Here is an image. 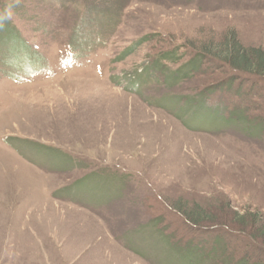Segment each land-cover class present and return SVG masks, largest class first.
Wrapping results in <instances>:
<instances>
[{
	"label": "rangeland",
	"instance_id": "1",
	"mask_svg": "<svg viewBox=\"0 0 264 264\" xmlns=\"http://www.w3.org/2000/svg\"><path fill=\"white\" fill-rule=\"evenodd\" d=\"M5 1L31 55L0 43V264L264 261L237 233L264 216L262 99L183 67L229 33L264 49V0H125L74 51L78 0ZM223 237L236 248L213 254Z\"/></svg>",
	"mask_w": 264,
	"mask_h": 264
},
{
	"label": "trees",
	"instance_id": "2",
	"mask_svg": "<svg viewBox=\"0 0 264 264\" xmlns=\"http://www.w3.org/2000/svg\"><path fill=\"white\" fill-rule=\"evenodd\" d=\"M23 1L24 0H22L21 2L24 3ZM78 1L79 4H77V10L80 15L77 17V19L75 17L76 21L73 28L80 29L79 31H81L82 34L81 33L78 35L73 34V37L71 36L68 40H66L68 47L71 51H74L80 44H82L85 41L87 34L91 35L94 32H99V30L101 29V22H103V20H100L97 17L92 19L91 15L99 14L97 10L100 9V10H105V15L117 16L119 15L122 7L124 6L123 3L125 2V0H122L123 2L120 4L119 2L121 0L120 1L105 0V1H111V3L112 2L113 3L108 7L106 6L104 7L103 4H99L100 3L99 1L101 0H78ZM68 3H66L65 1L61 2L62 5ZM59 4L60 2L58 3V5ZM5 10H7V3L5 0H0V17H3L7 14L4 13ZM67 21L71 22V18L68 19ZM67 21H65V23H67ZM89 29L90 32H88ZM13 30L14 29L13 26L11 25L10 19L0 20V43L2 44L3 40L6 41L10 39L11 42L17 40L18 41L17 47L22 48V50H19L21 51V54H23V56L31 55L30 52H28L25 49V42L22 39L17 38V34ZM1 31L4 32V34H6L8 38H6L4 34L1 36L2 34ZM147 38L148 37H143L142 41L146 40ZM76 44H78V46H76ZM198 52H201L203 54L197 53V51L195 50V52L191 53L190 58L184 63L185 65L183 67L185 68L187 76L190 77L196 73L198 74L202 68L201 65L203 63L210 65L211 68H216V70L221 71L220 72L221 84L216 85L214 87L212 86L207 87L204 93L212 94L215 91L218 92L225 89L230 90L232 88H235L237 92H243V91H247L244 85H248L249 92L252 91L253 88H254L253 90H257L258 93L257 95L259 96V98L262 99L263 102L261 104V107L264 106V96L261 95L260 93V92H264V49L262 47L243 46L239 42L237 36L234 33H229L223 38V41L216 44L204 45L203 50L202 51L198 50ZM159 55L163 56V53H159ZM163 57L164 58L175 57V59L177 60V58H180L181 55H177L176 49L172 48L170 49V51H166ZM156 61L157 60H155V62ZM235 81H241L242 83H239L238 86L236 87L235 85H233ZM254 101L250 103L256 106L260 104L259 101H256V99ZM262 119L264 120V117ZM254 121H255V125L260 130H262V133L264 134V121H262L261 123H260L261 120H259L258 122L255 119ZM176 209H177L176 211H178L177 212L178 215L181 216L182 219L185 218V220L190 221V225H192L193 229L198 227L205 230L207 228L206 226L201 225V223L203 222L206 223L208 221V218H202V217L199 218V214H201V212L199 213V211L191 210L188 208L185 209L184 207L181 208L177 207ZM248 216L250 217L249 228H248L249 231L243 230L244 229L243 227L240 230H237V233L241 235L248 234L247 238L253 241V245L248 243L249 247L252 250H255L254 253L263 254L264 253V216H262L259 212L256 211L244 210V213L241 216L238 215L237 224L244 225L245 223H247L245 220L246 217ZM216 226H220L221 228L223 227L222 225H216ZM231 230L233 229L231 228ZM222 240L223 242L220 243L219 246L217 243L215 246V250L214 249L212 250L213 254H217L218 251L220 250L221 255H226L229 249L234 250L236 248V246L235 245L233 246L231 242L227 243V240L224 237ZM244 254L245 253H242L241 257H243ZM243 259L240 261V264H242L241 263L242 261H244L243 264L250 263L248 261L249 260L248 258H247L248 260L247 259L243 260ZM234 264H237V262H235ZM255 264H264V261L255 259Z\"/></svg>",
	"mask_w": 264,
	"mask_h": 264
},
{
	"label": "clouds",
	"instance_id": "3",
	"mask_svg": "<svg viewBox=\"0 0 264 264\" xmlns=\"http://www.w3.org/2000/svg\"><path fill=\"white\" fill-rule=\"evenodd\" d=\"M10 18V13L9 14H6L5 16L3 17H0V20H3V19H9Z\"/></svg>",
	"mask_w": 264,
	"mask_h": 264
}]
</instances>
